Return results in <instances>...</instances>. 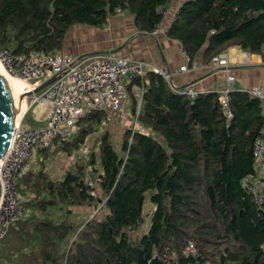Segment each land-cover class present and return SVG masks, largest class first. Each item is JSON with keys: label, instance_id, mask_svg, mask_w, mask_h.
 I'll return each mask as SVG.
<instances>
[{"label": "trees", "instance_id": "obj_1", "mask_svg": "<svg viewBox=\"0 0 264 264\" xmlns=\"http://www.w3.org/2000/svg\"><path fill=\"white\" fill-rule=\"evenodd\" d=\"M174 4L0 0V48L59 52L73 25L101 27L118 10L151 33L162 22L160 10ZM168 36L204 64L232 46L262 53L264 0H183ZM147 76L139 122L149 133L127 129L116 148L105 129L81 153L105 118L100 110L86 112L76 133L55 140L54 151L77 153L62 177L42 167L18 180L24 215L0 240V264H264V214L243 185L258 175L253 147L264 137V101L233 89L227 119L216 91L192 100L160 74ZM147 201L150 226L137 235ZM89 206L99 213L87 218L77 210Z\"/></svg>", "mask_w": 264, "mask_h": 264}, {"label": "built area", "instance_id": "obj_2", "mask_svg": "<svg viewBox=\"0 0 264 264\" xmlns=\"http://www.w3.org/2000/svg\"><path fill=\"white\" fill-rule=\"evenodd\" d=\"M160 13L162 22L149 33L154 36L161 32L168 34L171 22L177 18V7L163 8ZM262 55L264 56V45ZM186 57L187 63L179 67V72L187 71L189 63H192L194 67L201 64L199 58L192 59L187 54ZM0 58L9 73L21 77L27 83L28 91L34 90L50 78H55L40 92L33 94L29 102V107L39 102L50 105L45 122L35 126L29 122L22 125V116L19 125L15 128L10 150L4 158L0 159L2 199L8 203L3 207L4 201L0 207L4 210V213L0 215L1 240L6 236L10 225L23 214L22 208L19 204L17 207L14 200V193H17L16 183L25 172L36 165V154L40 147H50L53 151L56 145L55 140L59 137L67 138L76 133L80 117L92 110L105 112L102 125H107L116 114H119L122 121L124 119L130 121L129 129L132 133L136 131L149 133L150 129L139 122V107L134 112L126 111L125 104L129 98L128 87L139 94L141 103L150 85L146 76L147 69L162 75L169 84L173 80V72L167 67L155 66L150 62L131 59L115 52H98L80 56L64 51L55 53L32 51L16 54L11 48L6 47L0 48ZM209 67L227 70L224 86L216 92L223 114L229 119L233 115L230 108V93L236 77L229 71L231 61L228 51L215 54L209 62ZM177 92L187 95L192 100L201 93L190 86L178 89ZM245 92L264 101V85L250 87ZM25 101L27 103V97ZM27 109L28 106L25 112ZM88 149L84 152L86 153ZM253 149L257 164L264 170V137H258L255 140ZM6 165H12L14 169H11L9 173L3 168ZM243 185L264 214V179L256 177L251 181L243 180ZM189 248L194 252L193 245Z\"/></svg>", "mask_w": 264, "mask_h": 264}, {"label": "crops", "instance_id": "obj_3", "mask_svg": "<svg viewBox=\"0 0 264 264\" xmlns=\"http://www.w3.org/2000/svg\"><path fill=\"white\" fill-rule=\"evenodd\" d=\"M182 1L175 0V7H178ZM225 50L228 51L229 59L231 58L229 71L236 77L233 89L245 91L253 86L264 85V56L262 53H250L237 46L228 47L222 51ZM238 50L244 52L245 55L239 56ZM62 51L78 56L98 52H115L131 59L150 62L155 66L167 67L173 72L172 82L175 87L190 86L201 93L221 89L227 73L224 68H210L209 63H202L200 58L201 64L198 67L189 63L187 71L179 72V67L187 63L181 42L162 32L156 36L141 32L135 26L134 17L124 10H118L101 27L82 23L73 25L64 38ZM230 51L235 55L231 57ZM151 71L147 69L146 76ZM147 79L150 81L148 76ZM128 92L126 111L133 112L132 104L136 103L137 109L141 107L142 102L140 103L139 94L131 87H128ZM115 116L118 117L119 114ZM112 121L113 119L110 123Z\"/></svg>", "mask_w": 264, "mask_h": 264}, {"label": "rangeland", "instance_id": "obj_4", "mask_svg": "<svg viewBox=\"0 0 264 264\" xmlns=\"http://www.w3.org/2000/svg\"><path fill=\"white\" fill-rule=\"evenodd\" d=\"M229 54L231 57L235 55V53L231 51ZM238 55L242 56V55H245V53L242 52L241 50H238ZM33 96L34 95L32 94L27 97L28 101L26 103V106H28V109L23 115L22 125H25L28 122L31 123V122H36V121L41 122V124L44 123L45 122L44 120L46 119L47 113L50 109V105L43 104L41 102L36 103L33 106L29 107V102ZM121 121L122 120L119 116L118 117L114 116L113 121L111 123H108L107 125L100 124L97 130H95L91 134H88V136L85 138V142L81 148L82 149L81 153L86 151L88 147L95 146L97 135L103 132V130L105 129L110 131L116 148H119L120 144L122 143V136L124 135V132L127 129H129V126H130V121H127L125 119L122 122ZM54 147H56V145ZM75 153L76 152L73 151L72 154H69L67 151H62V150L54 151L53 149V153L51 155H48V157H45L44 152H40L39 150H37L36 165H33L30 169H32L33 171H36L44 167L45 170H47L48 173L52 177L61 176L64 173V171L69 167V165L75 160L76 158ZM257 166H258L257 177L263 178L264 170L260 165L257 164ZM3 168L6 169L9 173L11 172V169H14L12 165H6ZM16 189H17V183H16ZM14 200H15V203L17 204V207L20 206L23 208L22 203L25 202V197L18 190H17V193H14ZM7 204H8L7 201H5L3 207L7 206ZM77 210L85 213L87 218H91L96 213H99L98 208L93 207V206L77 208ZM152 211H153V206L149 203V201H147L146 207H145V219L142 225L137 230H133L132 232H134L137 235H141L147 232L150 226V216H151ZM3 213H4V210L2 208L1 214ZM23 215L24 213L22 214V216Z\"/></svg>", "mask_w": 264, "mask_h": 264}, {"label": "water", "instance_id": "obj_5", "mask_svg": "<svg viewBox=\"0 0 264 264\" xmlns=\"http://www.w3.org/2000/svg\"><path fill=\"white\" fill-rule=\"evenodd\" d=\"M50 78L37 86L32 91L21 94L20 99L36 94L53 82ZM15 101L6 78L0 74V159L4 158L10 150L15 134ZM3 186L0 179V201L2 199Z\"/></svg>", "mask_w": 264, "mask_h": 264}, {"label": "bare ground", "instance_id": "obj_6", "mask_svg": "<svg viewBox=\"0 0 264 264\" xmlns=\"http://www.w3.org/2000/svg\"><path fill=\"white\" fill-rule=\"evenodd\" d=\"M0 74L3 75L6 78V80L8 82V85H9V88L11 90V93H12V95L14 97L15 106H16L15 107V128H16V126L19 125L20 120H21L22 116L24 115L25 110L27 108L25 99L21 100L20 96H21L22 93L28 91V86H27V83H25V81L21 77L13 75V74L9 73L6 70L5 66L2 63L1 58H0ZM170 85L172 86V88L176 92H177L178 89L183 88V87H175L173 85V82H171ZM4 201H6V200L5 199H1L0 207H1V203L4 202ZM0 215H1V209H0Z\"/></svg>", "mask_w": 264, "mask_h": 264}, {"label": "clouds", "instance_id": "obj_7", "mask_svg": "<svg viewBox=\"0 0 264 264\" xmlns=\"http://www.w3.org/2000/svg\"><path fill=\"white\" fill-rule=\"evenodd\" d=\"M173 8H176V7H175V4H174V7H173ZM177 8H178V7H177ZM61 51H62V50H61Z\"/></svg>", "mask_w": 264, "mask_h": 264}]
</instances>
